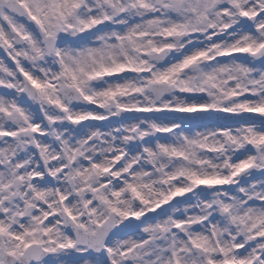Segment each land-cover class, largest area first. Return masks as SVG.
<instances>
[{
  "label": "snow or ice",
  "instance_id": "obj_1",
  "mask_svg": "<svg viewBox=\"0 0 264 264\" xmlns=\"http://www.w3.org/2000/svg\"><path fill=\"white\" fill-rule=\"evenodd\" d=\"M0 264H264V0H0Z\"/></svg>",
  "mask_w": 264,
  "mask_h": 264
}]
</instances>
